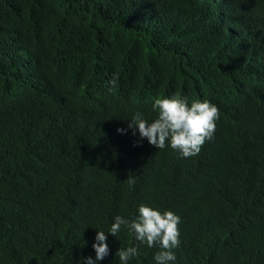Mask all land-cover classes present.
I'll return each mask as SVG.
<instances>
[{
    "label": "trees",
    "instance_id": "trees-1",
    "mask_svg": "<svg viewBox=\"0 0 264 264\" xmlns=\"http://www.w3.org/2000/svg\"><path fill=\"white\" fill-rule=\"evenodd\" d=\"M197 1L0 0V264H79L139 203L181 217L175 264H264V52L224 56ZM173 93L220 110L199 153L116 131ZM107 240L99 264L136 243Z\"/></svg>",
    "mask_w": 264,
    "mask_h": 264
},
{
    "label": "clouds",
    "instance_id": "clouds-1",
    "mask_svg": "<svg viewBox=\"0 0 264 264\" xmlns=\"http://www.w3.org/2000/svg\"><path fill=\"white\" fill-rule=\"evenodd\" d=\"M207 6L214 4L211 21L219 28L226 40L224 56H243L259 58L264 52V0H200ZM223 19V21H218ZM108 91L115 86V76L108 82ZM240 90V87H238ZM260 94V84L255 88V95ZM152 108L156 115L148 119L140 111L128 119L127 128L118 127V133L133 130L138 133L136 143L147 142L157 148H169L181 157L194 156L200 152L206 140L214 134L216 122L220 120L218 106L207 98L194 99L189 102L183 95L173 93L164 97L152 98ZM128 183H135L133 177H128ZM181 217L171 209H161L159 206L139 203L136 214L124 216L117 214L107 231L96 229L91 249L94 256L84 255L79 264H99L109 256L110 247L107 235L116 237L121 229H126L136 243L118 248L115 252L120 264L129 261L138 254V247L146 244L148 247L158 245L153 253L155 264H175L174 249L180 245L179 224Z\"/></svg>",
    "mask_w": 264,
    "mask_h": 264
}]
</instances>
